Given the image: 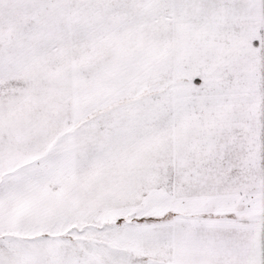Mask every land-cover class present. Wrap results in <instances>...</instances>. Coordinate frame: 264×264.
Here are the masks:
<instances>
[{"label": "snow or ice", "instance_id": "6c2138e0", "mask_svg": "<svg viewBox=\"0 0 264 264\" xmlns=\"http://www.w3.org/2000/svg\"><path fill=\"white\" fill-rule=\"evenodd\" d=\"M0 264H264V0H0Z\"/></svg>", "mask_w": 264, "mask_h": 264}]
</instances>
